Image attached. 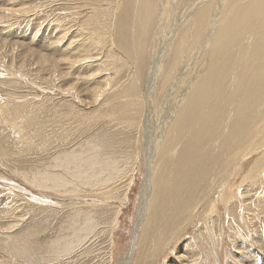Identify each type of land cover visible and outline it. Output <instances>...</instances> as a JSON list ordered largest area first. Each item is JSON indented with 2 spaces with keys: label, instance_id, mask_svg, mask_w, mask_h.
<instances>
[{
  "label": "rangeland",
  "instance_id": "1",
  "mask_svg": "<svg viewBox=\"0 0 264 264\" xmlns=\"http://www.w3.org/2000/svg\"><path fill=\"white\" fill-rule=\"evenodd\" d=\"M216 1L0 0V264H264V84L181 40Z\"/></svg>",
  "mask_w": 264,
  "mask_h": 264
},
{
  "label": "bare ground",
  "instance_id": "2",
  "mask_svg": "<svg viewBox=\"0 0 264 264\" xmlns=\"http://www.w3.org/2000/svg\"><path fill=\"white\" fill-rule=\"evenodd\" d=\"M129 4H130V0L128 2V6H129ZM128 6H127V9H128ZM195 6H192L191 11L189 10V12H188V13H191V16L189 19V24L187 25L186 31L182 35L181 40L184 39V36L187 35L188 31L192 28V26L198 27V33L203 34V41H201L200 46L198 48L200 50V53H204L205 55H203V56H206L207 53L212 52L211 55L213 56L214 62L216 63L215 64L216 67H222V68H220V71L221 72L223 71L222 73L225 75H228V73H231V75L233 74L230 78H233L232 81L234 82L233 84H235V86L237 85L235 81H238L237 83H239L240 85H243L242 89L240 87L241 92H239L237 95L238 96V98H237L238 105H236V106H237V109H241V110L246 109V108L249 109L248 105L239 106V102L241 100L247 102L246 101L247 99H245L246 98L245 93L248 91V93H247V95L249 94L248 96L254 95L255 92L257 93L258 90L260 89L259 87H258L259 89H256L257 87L255 88V86L257 84H258V86H260V84H262V85L264 84V0H218L214 4L209 2L208 4H205V3L200 4L199 5L200 7L198 5L196 7ZM185 9H187V8H185ZM188 9H190V8H188ZM181 16H182V13H181ZM176 23H178V22H176ZM176 29H177V27L172 28V32L174 33L175 31H178ZM171 35L172 34H168L167 35L168 38ZM239 40H242V44H239V42H237ZM164 42H165V40H164ZM236 42L239 44V52L236 51V52H238V58L235 57V59L234 58L232 59V57H234L236 55L235 54L232 57L222 59L221 55H223L224 51H225V53H228L229 51H232V47H238L237 45L235 46ZM165 44H164V46H165ZM162 49H164V48H162ZM226 50L228 52H226ZM159 53H160V50L157 51L156 56L154 55L155 57L153 58V61L151 64V69H150V73L148 76L149 85L153 84L155 82V80L157 79V71L159 70V66H160L159 65V62H160L159 61V55H161ZM229 53H231V52H229ZM185 67H187V66H185ZM222 73H220V75H219L218 71H217V74L219 75V81H223V74ZM217 74H215V75H217ZM196 76H197V74H196ZM215 78H216V80L218 79V77H216V76H215ZM205 80H207V79H205ZM206 82H208V81H206ZM212 82H213V79H212ZM255 83H256V85H255ZM238 86H237V89H239ZM245 86L248 87V90L245 88ZM249 90L251 93L249 92ZM218 95H219V93H218ZM228 95L226 96L227 98L229 97ZM220 98L223 100L222 96ZM240 98H241V100H240ZM226 101H228V100H226ZM206 102H207V100H206ZM223 102H225V101H223ZM226 107H227V105H226ZM246 111H247V109H246ZM241 131H243V130H241ZM82 162L79 161V164H81ZM106 164H104V165H106ZM33 181H35V180H33ZM61 184L62 183L56 184L54 180H50V182H48V184L44 183L43 186L55 187L56 185H58V186L62 187ZM144 191H145V189L142 188V193H144ZM129 253H130V248L128 251V255H129Z\"/></svg>",
  "mask_w": 264,
  "mask_h": 264
}]
</instances>
